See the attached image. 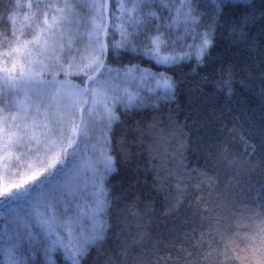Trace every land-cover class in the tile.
Here are the masks:
<instances>
[{
	"label": "snow or ice",
	"instance_id": "obj_1",
	"mask_svg": "<svg viewBox=\"0 0 264 264\" xmlns=\"http://www.w3.org/2000/svg\"><path fill=\"white\" fill-rule=\"evenodd\" d=\"M2 7L0 94L5 99L0 105V152L10 157L13 149L24 146L39 153L43 146L47 152H55V158L26 178L21 177L19 182L13 181L11 186L0 189V199L8 205L7 210L0 213L4 217V223L0 224V264H28L29 256L20 254L25 245L26 252H31L32 258H35L34 245L40 237L32 230L33 217L46 238L45 264H57L50 255L57 247L63 249L64 259L70 264H82L89 245L107 242L111 231L109 220L113 218L108 213L113 210L117 223L122 224L117 236L120 238L119 234L123 233V237L121 243L115 246L116 254L106 258V264H118L120 253L126 254L128 248L138 242L143 244V217L149 214L154 202L144 200L142 207H138L140 202L136 197L131 200L119 197L123 203L117 205L108 199L111 189L105 185L110 174L116 171L117 163L110 154L112 126L119 120L115 109L122 106L127 113L135 108L159 106L162 100H168L176 87L175 77L170 76L169 71L185 59L201 61L213 44L216 28L219 27V22L212 18L215 9L210 16L198 0H189L182 5L187 8L186 23L190 21L195 40L178 46L166 32L161 31L165 24L151 11L152 6L145 3L133 4L129 9L120 0L113 3L109 0H79L63 5L54 4L51 0L48 3L37 0L35 5H28L36 9L33 15L37 23L31 32L25 30L21 34L15 27L17 13L14 10L21 5H13L11 0H7ZM245 8L246 11L239 16L233 14L234 23L227 24L233 35H242L241 29L255 19L254 6L246 5ZM69 9L74 13L73 30L63 27L65 17L62 15H53L49 22V11L59 14ZM137 10L140 16L135 18L134 30L128 31L124 14ZM42 14L45 18L40 23ZM260 14L264 18V8ZM219 15L223 17L224 14L221 12ZM126 55L129 59L125 64L122 61ZM145 62L149 66L141 67V63ZM113 64L116 67H111ZM156 68L166 70L155 71ZM74 75L80 83L73 82ZM136 75H139L137 90L130 92L124 89L121 92L116 79L121 76L135 79ZM231 79V70L223 68L218 81L220 88L230 89ZM146 82L157 87H142ZM13 92H22L23 97L17 98L14 103L7 99ZM101 121L102 129L98 125ZM98 131L101 133L96 137L101 144L98 163L102 167L90 166L92 190L88 192V184L81 186L79 183L83 165H77L73 158L81 144H86ZM142 132H147L156 142H163L166 135V130L158 128L154 122H149ZM259 135L261 152L254 163L251 156L256 154L255 145L248 143L242 130L240 135L246 149L252 148L249 159L243 163L260 173V179L255 183L251 178L241 180L239 170L234 171L241 157L233 154L226 145L216 146V150L210 153L211 156L221 157L216 162L220 170L212 176L194 167L186 169V173L169 172L167 176L158 173L155 178L159 181L156 187L164 198L166 209H171L180 202V198L187 196L185 183L194 184L195 192H203L207 185L209 194L215 193L219 200L214 207H209L203 197L197 198V204L204 203V211L199 213V224H195L196 213L191 218L194 226L188 239L193 241L189 244L193 251L185 250L191 259L184 260V264H202L205 261L206 264H228L233 249L226 237L231 231L233 219H249V223L256 228L251 248L246 249L247 255H237L236 259L241 264H264V128ZM121 149L123 151L122 145ZM172 181H175V187ZM253 193L255 199L252 198ZM76 194L92 197L88 210L93 218V228L78 243L69 247L54 232L55 216L45 215L41 206L45 211H52L66 195ZM252 205H256L258 211ZM212 212L218 213L216 227L208 229L207 253L200 256L205 248V232L200 230L212 218ZM248 213L257 217L258 227ZM197 231H200L199 237L196 236ZM212 253L215 260L209 258ZM220 257L224 260L221 261ZM156 260L159 264L160 257Z\"/></svg>",
	"mask_w": 264,
	"mask_h": 264
},
{
	"label": "trees",
	"instance_id": "obj_2",
	"mask_svg": "<svg viewBox=\"0 0 264 264\" xmlns=\"http://www.w3.org/2000/svg\"><path fill=\"white\" fill-rule=\"evenodd\" d=\"M16 1L11 0V3L15 5ZM6 2L7 0H0V11ZM77 2L79 0L74 3ZM113 2L114 0H109V3ZM246 5L254 6L255 19L241 29L242 35H233L227 24L234 23L233 14L239 16L246 11ZM262 8L264 0H224L216 8L215 15L212 16L213 12L210 15L219 22V27L216 28L214 42L205 57L201 61L185 59L169 71V75H174L176 81L172 96L168 100H162L159 106L135 108L127 113L122 106L116 109L119 120L112 126L110 154L116 158L117 163L116 171L110 174L105 185L111 189L108 199L113 205H117L123 203L119 197L129 200L136 197L140 202L138 207H142L144 200L154 202L149 214L143 217V244L138 242L129 247L126 254L120 253L118 264H157L156 257H160L159 264H184V260L191 259L185 254V250L193 251L189 247L193 241L188 239L192 236L191 229L194 226L191 218L196 213L195 224H199V213L204 211V203L197 204V198L203 197L209 207L219 203L215 193L209 194L207 185L203 192H195L194 184L185 183L187 196L180 198V202L171 209H166L164 198L156 187L159 183L155 179L158 173L163 176H167L169 172L180 174L195 167L212 176L220 170L216 162L221 157L211 156L210 153L216 150V146L226 145L233 154L241 157L234 169L239 170L241 180L251 178L255 183L260 179L258 169L253 170L243 163L249 159L252 148L246 149L240 135L242 130L248 143L255 145L256 154L251 156V160L256 162L261 152L259 133L264 128ZM221 12L223 17L219 15ZM128 59L126 55L122 63L126 64ZM148 66L146 62L141 63V67ZM225 67L232 73L230 89H221L218 84L221 70ZM72 79L80 83L75 75ZM149 122H154L158 128L166 130L163 142H156L147 132H142ZM172 184L175 187V181ZM252 198L255 199V193ZM252 207L258 211L256 205ZM108 215L113 218L109 220L111 231L107 242L89 245L82 264H106V258L116 254L115 246L121 243L123 237V233L119 234L120 238L117 236L122 224L117 223L115 210ZM247 215L258 227L257 217L251 213ZM211 216L209 222L200 230L205 232V248L200 256L207 253L208 229L216 227L218 213L212 212ZM231 225V231L226 237L233 249L228 264H241L236 256L247 255L246 249L251 248V238L256 228L249 223V219H233ZM200 231H197V237ZM51 255L57 264H70L60 251H54ZM35 256L34 264H45L44 255L36 252ZM209 258L215 260V254L212 253ZM219 259L223 261L224 257ZM202 264H206V261Z\"/></svg>",
	"mask_w": 264,
	"mask_h": 264
},
{
	"label": "rangeland",
	"instance_id": "obj_3",
	"mask_svg": "<svg viewBox=\"0 0 264 264\" xmlns=\"http://www.w3.org/2000/svg\"><path fill=\"white\" fill-rule=\"evenodd\" d=\"M223 1L224 0H198V3L203 6V10H207L209 15H211V13L213 12L211 9H215L216 11V5H220ZM39 2L48 3L49 0H39ZM51 2L54 4L63 5L64 3L72 4L75 2V0H51ZM120 2L124 3L129 9L132 8V5L136 3H145L151 5V11H154L157 16L160 17L161 23L165 24V26L161 28V31L166 32L169 39L174 41L178 46L191 43L195 40V36L191 31L192 25L190 21L186 23L187 8L182 7V5H186L187 3H189V0H120ZM36 3L37 0L16 1V4L21 5V7L15 8V12L17 13L15 27L18 34L23 33L25 30L31 32L32 28L37 23L33 15L36 9L34 7H28L29 4L35 5ZM53 15H62L63 17H65L63 21V27L66 30H73L75 28V24L72 21L74 13L71 9L59 14L49 11L47 13L49 22H51ZM124 15L125 28L128 31L134 30V21L135 18L140 16V11L137 10L134 12H125ZM129 17H132L133 19L130 20L128 19ZM44 18L45 17L42 14L40 16L39 22L42 23ZM155 23L156 21L153 20V24ZM113 76H115V74H113ZM138 80L139 75H136L135 79H133L132 77L121 76L117 78L115 82L117 83L118 88L119 90H121V92L124 89L132 92L137 90L136 81ZM0 84H2V82H0ZM142 87L156 88L157 85H155L154 83L149 84L146 82ZM22 97V92H13L8 95L7 99L12 100L15 103V100L17 98ZM4 99V95L0 94V105L3 104ZM125 99H127V97H125ZM109 103H111L110 100ZM0 115H2V113H0ZM98 125L99 128H103L102 121L98 122ZM36 131L39 132V129H37ZM99 135H101V133L98 131L93 135L92 138L87 141L86 144H81L80 150L75 154L73 158L77 165H83V167L81 168L79 183L81 186L87 183L88 192H91L92 190L90 186V179L92 176L90 166L102 167V164L98 163L99 149L101 147V144L97 141L96 137ZM33 145H35L34 141ZM54 158L55 152H47L43 148V146H41V150L39 153L30 151L24 146L13 149L12 155L10 157L5 155L3 152H0V189L11 186V183L13 181L19 182L21 177L26 178L28 175H31L33 172L39 170ZM91 199L92 197L90 195H66L59 203L54 206V209L52 211H45L43 206H41V211L44 212L45 215L55 216V222L52 227L54 229V232L59 235L65 245L71 247L72 245L78 243L83 235H87L91 232L93 228V218L88 210L89 202L91 201ZM0 203L2 205L0 207V213H3L7 210L8 205L3 199H0ZM3 223L4 217L0 216V224ZM31 224L33 232L39 233L40 237L39 242L34 245L35 254L36 252H40L42 255H44V247L46 246L44 231L36 222L35 217L32 218ZM26 248L27 245H25V248L20 250V254L21 256L27 254L29 256L28 264H34L33 260L35 258H32L33 254L31 252H26ZM55 251H60L64 257L63 249L57 247ZM52 253H54V251L51 252L50 255Z\"/></svg>",
	"mask_w": 264,
	"mask_h": 264
}]
</instances>
